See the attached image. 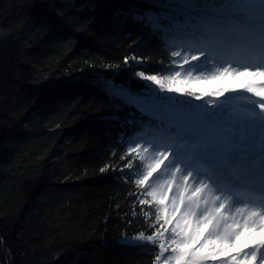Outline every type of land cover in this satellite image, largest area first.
Wrapping results in <instances>:
<instances>
[{"label": "trees", "instance_id": "trees-1", "mask_svg": "<svg viewBox=\"0 0 264 264\" xmlns=\"http://www.w3.org/2000/svg\"><path fill=\"white\" fill-rule=\"evenodd\" d=\"M176 3L0 0V264H154L156 246L133 239L155 231L156 212H141L143 162L127 149L167 95L136 73L167 74L166 41L194 33L165 18L200 23Z\"/></svg>", "mask_w": 264, "mask_h": 264}, {"label": "snow or ice", "instance_id": "snow-or-ice-1", "mask_svg": "<svg viewBox=\"0 0 264 264\" xmlns=\"http://www.w3.org/2000/svg\"><path fill=\"white\" fill-rule=\"evenodd\" d=\"M176 6L197 14V31L171 51L167 74L136 73L167 95L153 104L154 139L127 149L143 162L134 181L142 189L141 212L151 218L144 205L156 212L155 231L133 239L158 248L154 264H264V0H177ZM201 82L219 86L203 92L177 86ZM235 93L248 94L238 98L253 107L232 111L234 97L226 94ZM119 95L131 102V92ZM244 234L250 239L229 254Z\"/></svg>", "mask_w": 264, "mask_h": 264}, {"label": "rangeland", "instance_id": "rangeland-1", "mask_svg": "<svg viewBox=\"0 0 264 264\" xmlns=\"http://www.w3.org/2000/svg\"><path fill=\"white\" fill-rule=\"evenodd\" d=\"M246 79V78H245ZM244 82V80L242 79V80H238L237 81V83H243ZM181 85H183V84H181ZM242 95H248V94H244V93H242ZM237 104H242L243 106H242V111H239L238 112V114H242L244 111H247L249 108H251V107H253L252 105H250V107L248 108V104L246 103V101H244V100H235V102L233 103V105L235 106V105H237ZM257 111H258V109H257ZM169 196H171V193L169 194ZM166 202V201H165ZM167 203V202H166ZM203 232V231H202ZM243 236L244 235H242V237H241V239H240V242H238L237 243V245L235 246V247H233V248H230V249H228L227 251H228V253L229 254H232V252H236V251H238L239 249H240V246H241V243H242V240H243ZM234 252V253H235Z\"/></svg>", "mask_w": 264, "mask_h": 264}, {"label": "bare ground", "instance_id": "bare-ground-1", "mask_svg": "<svg viewBox=\"0 0 264 264\" xmlns=\"http://www.w3.org/2000/svg\"><path fill=\"white\" fill-rule=\"evenodd\" d=\"M244 235H245L246 237H248L247 234H244ZM254 235H257V236H258L259 234H254ZM248 238H250V237H248Z\"/></svg>", "mask_w": 264, "mask_h": 264}]
</instances>
